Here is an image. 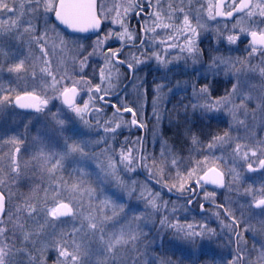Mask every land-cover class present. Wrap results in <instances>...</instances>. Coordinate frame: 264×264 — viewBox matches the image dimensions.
<instances>
[{
  "label": "rangeland",
  "instance_id": "374dc122",
  "mask_svg": "<svg viewBox=\"0 0 264 264\" xmlns=\"http://www.w3.org/2000/svg\"><path fill=\"white\" fill-rule=\"evenodd\" d=\"M5 2L14 9H0V192L6 198L0 248L7 253L5 264H63L60 248L76 245L87 252L77 264H264V207H255L264 198V172L252 176L246 171L264 154V125L255 122L264 107V66L235 58L224 62L218 54H209L215 62L207 64L201 43L210 22L206 14L196 21L188 1L180 18L184 23L187 16L197 29L187 31L195 38L179 48L137 53L133 66L142 72L115 99L119 111L131 109L139 123L132 127L130 115L106 104L124 86L113 54L127 37L120 26L115 31L114 23L132 8L123 0H100L105 29L86 38L56 25L55 11H46L45 0ZM51 2L55 6L59 0ZM21 62L19 72L9 71ZM160 69H170L169 77L159 76ZM205 86L208 91L201 92ZM71 87L80 96L67 108L62 95ZM23 94L39 96L47 107L39 113L18 111L14 101ZM179 116L224 131L197 147L195 141L188 155L175 153L164 134L172 117ZM73 145L80 151H71ZM141 148L147 179L139 174ZM211 168L225 174L224 188L199 182ZM149 179L183 198L169 196ZM194 182L201 188L196 211L188 206ZM57 203L70 205L73 216L48 215ZM201 203L224 210L206 205L200 213ZM30 208L35 209L31 214ZM89 221L97 224L95 230L88 228ZM121 232L127 242L108 251Z\"/></svg>",
  "mask_w": 264,
  "mask_h": 264
},
{
  "label": "flooded vegetation",
  "instance_id": "af4514ba",
  "mask_svg": "<svg viewBox=\"0 0 264 264\" xmlns=\"http://www.w3.org/2000/svg\"><path fill=\"white\" fill-rule=\"evenodd\" d=\"M188 1L192 4L190 10H192V14L194 12L196 15H194L196 21L197 18L206 14L210 22L211 30H209L210 32L207 33L206 38L202 40L201 43V45L205 47L208 58L206 60L207 64L215 62L214 59L208 57L209 54H218L225 58L224 62H228L229 58H235L240 60V62L248 63L253 66H264V48L260 45H254L250 35L252 31H256L257 33L264 31V16L260 15L261 7H264V0H245V2L249 4V7L243 10H237L241 0H123L124 5L134 10L133 12L132 10L121 12L114 23L115 31L118 29V26H120L124 31V36L127 37L126 43L121 48H116L113 54V63L115 67L124 73L122 75L124 82L122 89L124 91L138 79V73L142 72L135 70L133 66V60L137 53L162 52L166 47L168 49L179 48L181 42H186L187 38L193 36L187 33L189 27L181 23L180 18L182 12L181 5ZM257 5L260 7H257ZM249 11H252L253 15L249 16L247 14ZM229 12H231V15H228ZM164 25H168V27H164ZM104 29L105 23L102 32ZM125 29H127V34H125ZM194 29L197 31L195 27ZM241 29H244V31H241ZM229 36L236 37L234 43L229 41ZM84 37L90 38L95 36ZM193 37L195 38V36ZM196 37H198L197 32ZM118 45L119 44H115V47ZM253 48H256V51H253ZM153 73V70L149 71V74ZM158 74L163 78L164 76L169 77L170 69H167V71L160 69ZM177 77H179V75ZM114 96L115 95L107 97L108 103L106 104L109 105L108 110L121 114V111H119L115 104L116 97ZM41 101L43 100L41 99ZM38 105L41 109L40 111L35 109L33 112L23 113H39L46 108L41 107L40 104ZM257 115L255 122L259 125H264V107L258 110ZM262 131L260 139L264 138V127ZM260 152H262V148ZM262 160H264V154H262V157L257 158V162L259 161L258 166H247L246 171L248 174L252 176L262 174V172H264V167H262L260 163ZM139 174L142 178L147 179L146 175L140 172V170ZM150 181L169 194V189L166 186L152 180ZM189 187L188 189L191 190V195L189 196L191 200L188 206L192 211H196L195 209L196 205H199L201 191L199 192V189L194 185ZM192 187H196L197 192L196 189ZM171 194L172 195L169 194V196L173 198H183L180 195ZM206 205H209V203L200 204V213L204 212L203 210ZM215 206H217L216 208L224 210L221 205Z\"/></svg>",
  "mask_w": 264,
  "mask_h": 264
},
{
  "label": "snow or ice",
  "instance_id": "6c2138e0",
  "mask_svg": "<svg viewBox=\"0 0 264 264\" xmlns=\"http://www.w3.org/2000/svg\"><path fill=\"white\" fill-rule=\"evenodd\" d=\"M249 7V4L245 2V0H241L240 6L237 10H243L244 8ZM257 7H260L257 5ZM0 9H7V11L12 12L14 9L12 7H9V5L5 2V0H0ZM45 9L46 11H55L56 18L64 25H66L68 28H71L74 31H87L89 28H99L100 20L97 18L95 13V0H59L58 5H53L51 0H45ZM220 14V13H218ZM249 16L253 15L252 11H249L247 13ZM228 15H231V12L228 13ZM260 15L264 16V7H261ZM184 24L191 28V25L189 23L188 17H184ZM2 26V25H0ZM12 26H15V21H13ZM164 27H168V25H164ZM191 31L195 33V29L191 28ZM241 31H244V29H241ZM125 34H127V29H125ZM250 35L252 37V43L254 45H260L262 48H264V31L257 33L256 31L250 32ZM229 41L234 43L236 40V37L229 36ZM191 51V48L189 49ZM253 51H256V48L252 49ZM23 67V62L20 64H17L13 67L9 68V71H15L19 72L21 68ZM44 71H47V69H44ZM261 72L264 73V69H261ZM55 79V78H53ZM99 90V89H97ZM207 86L201 89V92H207ZM236 91V86H233V92ZM69 93L75 94V88L72 89H65L63 92V95L65 97V103L71 105ZM8 97H4V100L6 101ZM25 99L24 97H17V103L20 107H34L37 111H40V107L38 104H24L21 103V100ZM33 99H35L33 97ZM227 99V97L223 98ZM0 103H3V101H0ZM46 103V101L44 102ZM217 105L221 103V101L215 102ZM208 107H212L211 105H208ZM79 113L80 109H74ZM128 111H131V109H127ZM133 124L136 123V120L133 119ZM242 123V121H241ZM115 131V129H112ZM227 135V133L225 134ZM218 140H223L224 137H217ZM18 150V149H17ZM237 150H239V146H237ZM71 151L76 152L80 151L79 147L76 145L71 146ZM252 155H256L255 151L252 152ZM247 156V153H245V157ZM124 159H127L128 157H123ZM261 166H264V160L261 162ZM251 167V165L249 166ZM214 171V170H213ZM191 175V173H189ZM217 176H219V173H217ZM213 183H222V178L219 180H213ZM255 207L260 208L264 207V198H261L257 201H255ZM4 211V205H3V197L0 196V213ZM32 211H35L34 208L29 209V214H31ZM47 214L50 215L53 219H56L60 216H67L72 214V209L69 207L67 203H57L53 207L49 208L47 210ZM43 227V226H41ZM191 227V226H189ZM88 228L95 230L97 228V224L89 221ZM4 229L0 228V234H2ZM199 234V233H197ZM28 237L25 236V239ZM135 239V237H133ZM127 241L124 238V233L121 232L119 236L114 237V241H110L108 243V251H112L115 245L126 243ZM7 253L4 251L3 248H0V264H5L4 256H6ZM60 255L62 257H65V260L63 264H77V262L80 260L81 255H87V252L81 253L80 246L76 245L75 248L72 250H69L68 248L61 247L60 248ZM70 257V259H68Z\"/></svg>",
  "mask_w": 264,
  "mask_h": 264
},
{
  "label": "water",
  "instance_id": "95a60500",
  "mask_svg": "<svg viewBox=\"0 0 264 264\" xmlns=\"http://www.w3.org/2000/svg\"><path fill=\"white\" fill-rule=\"evenodd\" d=\"M59 3V2H58ZM95 13L97 18L100 20V25L99 28H89L87 31H74L71 28H68L66 25L62 24L57 18H56V14H54L53 17V21L56 25H58L63 31L72 34V35H77V36H96L98 34H100L104 28V22L101 20L100 16H99V0H95ZM75 88V94L69 93V98H70V102L72 106H69V104H66L65 101V97L64 95H62V102L64 104L65 107L67 108H73L74 106H76L77 102H78V98L80 96V91L77 87H71L70 89ZM122 92H124V90H122L119 94L115 95L114 97H117L118 95L122 94ZM19 97H24L25 99L21 100V103L24 104H40L41 107L45 108L47 107V102L44 103L45 101H41V98L37 95H33V94H23L20 95ZM33 97L35 99H33ZM112 97V98H114ZM14 106L16 109H18L21 112H33L35 110L34 107H20L19 104L17 103V100L15 99L14 101ZM121 114H128L131 117V122L134 119V114L131 111H124V112H120ZM132 126H139V123L136 121L135 124L132 123ZM144 138V136H143ZM142 138V139H143ZM141 157H142V148L140 151V159H139V170L140 172H142L141 169ZM264 167V166H262ZM214 170V171H213ZM217 173H219V176H217ZM222 178V183H213V180H219ZM199 182L206 185V186H211V187H216V188H224L226 186V177L224 175V173L222 171H220L217 168H211L208 171H206L199 179ZM194 186H196L199 189V192L201 191L200 189V185L198 182H194L193 183ZM191 187V186H190ZM189 187V188H190ZM168 193L170 195L171 192L168 190ZM0 196L3 197V205H4V211L2 213H0V218L3 217L4 212H5V208H6V198L4 195H2L0 193ZM209 205H213L212 203H209ZM69 207L71 208V206L69 205ZM261 208V207H260ZM72 209V208H71ZM73 210H72V214L71 215H67V216H60L58 217V219L60 220H67L69 218H71L73 216ZM226 217H229L228 214L225 212Z\"/></svg>",
  "mask_w": 264,
  "mask_h": 264
},
{
  "label": "trees",
  "instance_id": "16d2710c",
  "mask_svg": "<svg viewBox=\"0 0 264 264\" xmlns=\"http://www.w3.org/2000/svg\"><path fill=\"white\" fill-rule=\"evenodd\" d=\"M174 117L164 135L170 150L175 153L188 155L195 146L193 145L195 141L197 147L198 144L206 143L215 134L219 135L224 131V128L218 131L212 130L211 126L204 122L190 121L180 116L175 120Z\"/></svg>",
  "mask_w": 264,
  "mask_h": 264
}]
</instances>
